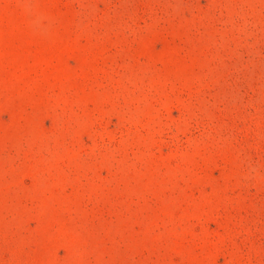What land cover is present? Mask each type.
<instances>
[{"label":"rangeland","instance_id":"rangeland-1","mask_svg":"<svg viewBox=\"0 0 264 264\" xmlns=\"http://www.w3.org/2000/svg\"><path fill=\"white\" fill-rule=\"evenodd\" d=\"M0 264H264V0H0Z\"/></svg>","mask_w":264,"mask_h":264}]
</instances>
